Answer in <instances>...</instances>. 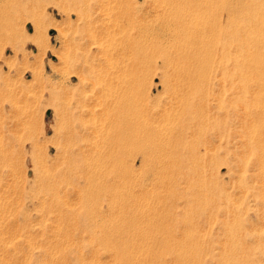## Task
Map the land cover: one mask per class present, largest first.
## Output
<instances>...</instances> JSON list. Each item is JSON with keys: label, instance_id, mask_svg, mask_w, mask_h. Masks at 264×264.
<instances>
[{"label": "rangeland", "instance_id": "374dc122", "mask_svg": "<svg viewBox=\"0 0 264 264\" xmlns=\"http://www.w3.org/2000/svg\"><path fill=\"white\" fill-rule=\"evenodd\" d=\"M129 1L112 16L106 0H0V264H264V150L250 146L264 93L238 82L240 148L226 147L223 106L234 103L221 51L210 46L197 97L179 82L180 38H154L166 0ZM233 4L241 27L257 11L215 0L183 44ZM124 108L136 128L123 144Z\"/></svg>", "mask_w": 264, "mask_h": 264}, {"label": "bare ground", "instance_id": "6f19581e", "mask_svg": "<svg viewBox=\"0 0 264 264\" xmlns=\"http://www.w3.org/2000/svg\"><path fill=\"white\" fill-rule=\"evenodd\" d=\"M144 1V0H143ZM159 1V0H158ZM157 1V2H158ZM164 1V0H163ZM107 4L106 5V10L109 11V13H112V16H117L119 14H123L126 13L128 11L131 10L132 6H131V2L129 0H106ZM153 2V1H152ZM160 2V1H159ZM105 3V2H104ZM103 3V4H104ZM138 3V2H137ZM148 4V2H147ZM153 4V3H152ZM215 4V0H166L165 2H163L162 4L158 5L157 7H154V14L155 16H153V18L156 19V21H160L162 23V26L165 25V23H169L168 20H170L166 15L168 13H170L171 11L173 12L174 10L178 13V15H180V18L175 21H173L172 24H168L166 26V28L161 29L158 28L162 27L159 25L160 22H158V26L157 29L160 31L159 34H157L156 29L154 31L155 32V37L156 39H160V38H165V37H175L173 39H177L180 38L178 40V43L181 45V47L179 48V50L181 51V60L179 61V63L177 64V67L180 68L182 71H178L179 75L181 77V79H179V82L185 81L190 82V84L192 83L193 85H191L190 87H194L195 88V92L194 93H199L197 95V97H201L204 99L205 95V90H208L205 86L204 83H202L200 86H198V83L200 81V79H204L207 76V72H206V66L208 64V59H207V53L210 54L211 52V48L210 46H217L218 49L221 51L222 54V58L225 62L224 65V71H223V76L226 82H229L230 87L228 89H226V92H230L231 93V97L230 99H233V105H224L223 108L226 110V117L227 118H231V121L229 123H227L226 126V138H225V143H226V147H228V145H231L232 143L234 144V148L239 151L240 148V141L238 139V127L240 125V108L238 103L240 102V90H239V84L241 80H248V79H252L255 83V87L252 89V93L253 94H259V93H264V0H254V6L257 7V11L256 12H251V14H247L244 17V22H246V24H244L242 27L239 25L238 22V18H239V13H240V9L238 8V4L234 5V6H230L231 8L229 9L230 11L227 13V17L226 19L223 21L224 22H214L211 23L210 25H205L202 24L200 28L197 29V32L193 37V40H191L190 42H185L183 44V42L187 39L189 34H183V32H188V29L190 28L191 24H195V22L197 21V19L199 18H206V16L208 15V13H212L213 12V5ZM141 5V4H140ZM150 2L148 4V6L150 7ZM154 5V4H153ZM152 5V7H153ZM157 5V4H156ZM249 5V4H248ZM147 7V5H145ZM155 6V5H154ZM255 7V8H256ZM105 8V7H104ZM148 8V7H147ZM141 11L142 8H140ZM145 9V8H144ZM151 8L148 9V11ZM103 9H101L102 11ZM153 9H151L152 11ZM107 11V13H108ZM147 11V9H146ZM147 11V12H148ZM225 11V10H224ZM105 12V11H103ZM138 12V11H136ZM135 12V13H136ZM140 12V11H139ZM145 13V12H144ZM142 13L141 15L143 16ZM149 13V12H148ZM152 13V12H151ZM150 13V14H151ZM243 13V12H241ZM146 14V13H145ZM110 15V14H108ZM130 15V14H128ZM121 16V15H120ZM123 16V15H122ZM133 16V15H132ZM141 16V17H142ZM146 17V15H144ZM143 16V17H144ZM150 16V15H148ZM152 16V15H151ZM150 16V17H151ZM109 17V16H108ZM142 17V18H143ZM224 17V16H223ZM122 18V17H121ZM120 18V19H121ZM133 18V17H132ZM149 18V17H148ZM203 18V19H204ZM242 18V17H241ZM119 19V18H118ZM127 19V17H126ZM138 19V18H137ZM154 19V20H155ZM122 20V19H121ZM129 20V19H127ZM133 20V19H132ZM140 20V19H139ZM153 20V19H152ZM111 21V19L109 20ZM114 21V20H113ZM123 21V20H122ZM138 21V20H137ZM144 21V18H143ZM156 21H154L153 26L156 25ZM200 21V20H199ZM106 22V21H105ZM131 22V21H130ZM152 22V21H151ZM150 22V24H151ZM213 22V21H212ZM115 23V26L118 24V20L115 19V21L113 22ZM123 23V22H122ZM120 21V24H122ZM125 23V21H124ZM138 25H140V27H142V20L140 22H137ZM109 25V23H107ZM112 24V23H110ZM130 24V23H129ZM128 24V25H129ZM145 23H143L144 25ZM164 24V25H163ZM193 24V25H194ZM114 25V24H113ZM121 26V25H120ZM127 25H125L126 27ZM146 26V25H145ZM233 26L235 27L234 30H232ZM240 26V27H239ZM114 27V26H112ZM118 27V26H117ZM132 27V26H131ZM138 26H136L137 29ZM152 27L151 25L148 27H142L145 29V31H149L148 29ZM116 28V27H115ZM122 28V27H121ZM150 28V30H153ZM229 28L231 30H229ZM123 29V28H122ZM141 29V28H140ZM108 30V27L107 29ZM138 30V29H137ZM143 30V29H142ZM196 30V29H195ZM140 31V30H139ZM192 32V31H191ZM138 33V32H137ZM149 32H146V34ZM140 34L142 35L141 31ZM143 34H145L143 32ZM152 34V33H151ZM126 35V34H125ZM140 35V36H141ZM191 35V33H190ZM139 36V37H140ZM152 36V35H150ZM142 37V36H141ZM149 36L146 35V38H148ZM153 37V36H152ZM151 37V38H152ZM130 38V37H129ZM150 38V37H149ZM171 39V38H170ZM151 40V39H150ZM157 41V40H156ZM171 41V40H170ZM183 41V42H182ZM175 43V42H174ZM176 44V43H175ZM146 45V44H145ZM138 47V46H137ZM153 47V46H152ZM118 48V47H117ZM192 48V51H189V49ZM125 52V48H123ZM178 50V51H179ZM217 50V51H219ZM216 51V52H217ZM173 53V52H172ZM127 54V53H126ZM176 54V53H175ZM219 54V53H218ZM173 55V54H172ZM129 56V55H128ZM219 56V55H218ZM221 56V55H220ZM217 57V55L215 56ZM219 60V59H218ZM122 62V61H121ZM223 62V61H222ZM172 63V61L170 62ZM220 63V61H219ZM174 66V65H173ZM209 66V64H208ZM207 66V68H208ZM146 67V66H145ZM128 69V68H127ZM170 72V71H169ZM175 75V74H174ZM177 76V75H176ZM175 78V77H174ZM179 77H177L178 79ZM178 82V80H177ZM204 84V85H203ZM101 88V87H100ZM124 88V87H123ZM131 90V89H130ZM126 91V90H125ZM194 91V90H193ZM242 91V90H241ZM251 91V90H250ZM129 92V91H128ZM250 93V92H249ZM188 94V93H187ZM264 95V94H263ZM104 96V95H103ZM107 96V95H105ZM182 96V95H181ZM187 96V95H186ZM194 96V95H193ZM192 97V99L190 98L191 102L194 103V101L197 100V98ZM253 96V95H252ZM109 97V96H108ZM107 97V98H108ZM196 97V96H195ZM127 100V99H126ZM125 100V101H126ZM200 100V99H198ZM229 101V100H228ZM136 102V101H135ZM197 102V101H196ZM200 101H198L197 104ZM109 105V102H107ZM125 103V102H124ZM189 103V102H188ZM112 104V103H111ZM192 104V103H191ZM202 102H201V106H202ZM113 105V104H112ZM112 105H110L109 107H112ZM128 105V104H127ZM204 105V104H203ZM107 106V105H106ZM121 106V105H120ZM118 106V107H120ZM122 106H124L122 104ZM189 106V105H188ZM196 106V105H195ZM205 106V105H204ZM193 108H195L192 105ZM196 107H199L198 105ZM108 108V107H107ZM117 108V107H116ZM187 108V107H186ZM256 108V107H255ZM109 109V108H108ZM196 109V108H195ZM194 109V111L192 110L189 111L191 113L197 112ZM206 109V108H205ZM114 110V108H113ZM126 108L120 110L119 112V117L118 120L116 119L115 121H117V123H115L116 125L119 124V128H120V134H121V139L120 141L124 144V142H126L129 133L134 130L136 127H134V125L132 126L131 121L128 119L127 115L128 112H126ZM198 110V109H197ZM119 111V110H118ZM175 111V110H174ZM204 111V110H203ZM109 112V111H108ZM112 112V111H111ZM242 112V111H241ZM186 113V112H185ZM70 114V112H69ZM188 114V113H187ZM68 115V113H67ZM107 115V114H106ZM105 115V116H106ZM186 115V114H185ZM189 115V114H188ZM193 116V114H190ZM197 114H194V117ZM205 115V114H204ZM252 115V114H251ZM72 116V114H71ZM110 116V115H109ZM173 117V116H171ZM187 117V116H186ZM191 117L190 118H194ZM205 117V116H204ZM207 117V116H206ZM205 117V119H206ZM250 117V116H249ZM107 118V117H106ZM115 118V117H114ZM183 118V117H182ZM198 118V117H196ZM195 118V119H196ZM233 118V120H232ZM70 119V118H69ZM189 119V118H188ZM188 119H184L186 121H188ZM194 119V121H195ZM201 119V117H200ZM253 119V120H252ZM252 122L253 124H264V119L261 115V111L260 113H256V116L253 117L252 116ZM111 120V119H110ZM193 120V119H192ZM199 120V118H198ZM207 120V119H206ZM205 120V121H206ZM69 121V120H68ZM109 121V120H108ZM114 121V119H113ZM182 121V120H181ZM190 121V120H189ZM193 124L196 123V121ZM202 121V120H200ZM198 121V123L200 122ZM104 122V121H103ZM173 122V121H172ZM192 121H190L191 124ZM175 123V122H174ZM248 123V122H247ZM184 125V124H182ZM189 125V124H187ZM186 125V126H187ZM196 125V124H195ZM200 124H198L199 126ZM107 126V125H106ZM230 126L233 127V130H235V136L231 139V130L232 128H230ZM253 126V125H252ZM111 127V126H110ZM181 127V126H180ZM184 129L185 125L183 126ZM182 127V128H183ZM191 127V125L189 126V128ZM195 127V126H192ZM197 127V126H196ZM195 127V128H196ZM104 128L105 125H104ZM178 128V127H177ZM173 129V128H171ZM199 129V127L197 128V130ZM203 129H205V127H203ZM178 130V129H177ZM192 130V129H191ZM195 130V129H194ZM194 133H196V131H194ZM114 131V130H113ZM162 131V130H161ZM186 131V130H183ZM110 132V131H109ZM112 132V131H111ZM144 132V131H143ZM151 132V131H150ZM160 132V131H159ZM192 132V134H193ZM202 132V130H201ZM114 133V132H113ZM112 133V134H113ZM156 133V132H155ZM188 132H185V134ZM190 133V132H189ZM111 134V133H110ZM142 134V133H141ZM152 134V133H150ZM203 134V133H202ZM136 135V134H135ZM140 135V134H139ZM145 135V134H144ZM149 135V134H148ZM164 135V134H163ZM191 135V134H189ZM188 135V136H189ZM262 135H264V130L260 135H255L257 136L256 140H252V138L250 139V146L251 148H257V147H261L259 146V144H263L262 145V149L264 150V137L262 139ZM150 136V135H149ZM160 136V135H159ZM168 136V135H167ZM115 137V136H113ZM153 138H154V134H153ZM157 137L155 136V139ZM187 138V137H186ZM115 139V138H114ZM135 139V137H134ZM154 139V141H155ZM161 139V138H160ZM159 139V140H160ZM164 139V138H163ZM160 140V141H164V140ZM180 139V137H179ZM116 141V140H115ZM138 141V140H137ZM150 141H153L152 139ZM153 141V143H154ZM232 141V143H231ZM118 142V141H117ZM139 142V141H138ZM168 142V141H167ZM243 142V141H242ZM249 142V141H248ZM159 143V142H158ZM166 143V142H165ZM118 144V143H117ZM169 144V143H168ZM173 144V143H172ZM248 144V143H247ZM116 145V143H115ZM119 145V144H118ZM149 146V143H148ZM151 146V145H150ZM157 146V145H156ZM159 144H158V148H159ZM163 146V145H162ZM246 146V145H245ZM250 146L248 147L250 149ZM156 148V147H155ZM163 148V147H160ZM147 149V148H146ZM160 150V149H159ZM165 150V149H163ZM172 150V149H171ZM174 150V149H173ZM154 151V150H153ZM252 151V150H251ZM160 152V151H159ZM165 152V151H164ZM178 152V150H177ZM146 153V152H145ZM172 153V152H171ZM238 153V152H237ZM151 154V153H150ZM167 154V153H166ZM230 153L228 152V155ZM169 155V154H168ZM257 155H258V151H257ZM176 156V155H175ZM260 156V155H259ZM256 156V157H259ZM262 159V158H261ZM261 162V161H260ZM261 165V164H260Z\"/></svg>", "mask_w": 264, "mask_h": 264}]
</instances>
